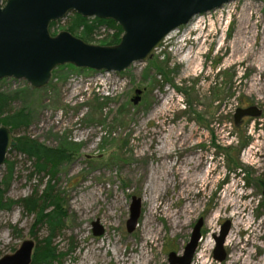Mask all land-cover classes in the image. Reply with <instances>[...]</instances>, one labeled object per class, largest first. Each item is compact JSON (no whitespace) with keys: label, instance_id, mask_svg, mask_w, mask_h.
I'll return each mask as SVG.
<instances>
[{"label":"rangeland","instance_id":"obj_1","mask_svg":"<svg viewBox=\"0 0 264 264\" xmlns=\"http://www.w3.org/2000/svg\"><path fill=\"white\" fill-rule=\"evenodd\" d=\"M69 21H58L51 33L67 31ZM110 34L100 29L93 44ZM135 90L142 92L137 105ZM0 92L16 97L12 110L31 112L28 130L14 136L26 134L72 156L54 185L65 216L51 239V264H140L148 257V264H168L170 253L182 254L198 219L201 239L191 264H264V0H236L194 17L152 59L124 72L64 65L44 89L4 79ZM250 106L261 115L235 126V110ZM6 159L16 163L8 199L44 189L47 178L31 177L23 156L8 152ZM182 163L188 175L213 171L200 182H181ZM3 174L4 167L0 181ZM133 197L141 211L128 233ZM152 197L158 202L150 215ZM34 219L21 207L0 213V258L25 240L36 246L46 238V227L32 229ZM96 221L100 236L92 233ZM225 221L231 240L219 263L214 236Z\"/></svg>","mask_w":264,"mask_h":264},{"label":"water","instance_id":"obj_2","mask_svg":"<svg viewBox=\"0 0 264 264\" xmlns=\"http://www.w3.org/2000/svg\"><path fill=\"white\" fill-rule=\"evenodd\" d=\"M236 0H0V80H24L30 90L44 89L53 71L64 65L95 72L121 73L133 63L152 59L169 34L187 25L194 17L222 8ZM75 13L83 18L111 20L122 30L114 46L84 42L67 31L52 35L51 23ZM135 90L133 105L140 101ZM256 106L238 108L233 114L235 126L243 118H257ZM16 146L11 130L0 125V170L7 153ZM1 189V184H0ZM264 200V187L262 188ZM141 211V200L133 197L126 222L128 233L135 230ZM203 220L198 219L181 255L170 253L168 264H191L201 239ZM230 221H225L214 236L213 258L226 259L225 239ZM92 233L100 236L102 227L92 223ZM35 244L23 241L13 254L0 258V264H31Z\"/></svg>","mask_w":264,"mask_h":264},{"label":"trees","instance_id":"obj_3","mask_svg":"<svg viewBox=\"0 0 264 264\" xmlns=\"http://www.w3.org/2000/svg\"><path fill=\"white\" fill-rule=\"evenodd\" d=\"M68 19L70 21L67 23V32L86 43L93 44L95 41L94 36L102 28L111 31V34L104 37L98 45L114 46L120 41L122 30L111 20L86 19L75 13L70 14ZM57 24L58 22L51 23L50 31L55 30ZM15 100L14 95L0 92V125L8 127L13 135L19 132L25 133L32 120L31 112L25 109H11V105ZM14 139L16 146L9 152H15L30 162L32 167L31 177L36 175L41 179L47 178V180L44 189L40 192L34 189L32 194L26 198L8 199L5 194L14 179L16 163L6 159L3 166L4 174L0 181V213L10 212L14 207H21L26 213L33 214L35 219L32 229L38 230L46 227L48 235L35 246L31 264H51L52 260L55 259V250L51 239L56 231L61 230L65 216L60 204L61 199L54 191V185L57 181L59 167L63 163L69 162L72 156L66 149L49 148L26 134L14 136Z\"/></svg>","mask_w":264,"mask_h":264},{"label":"bare ground","instance_id":"obj_4","mask_svg":"<svg viewBox=\"0 0 264 264\" xmlns=\"http://www.w3.org/2000/svg\"><path fill=\"white\" fill-rule=\"evenodd\" d=\"M188 57V56H187ZM188 59H190V58H188ZM169 139V138H168ZM167 146H169V145H167ZM161 152H162V150H161ZM260 152V151H259ZM195 158H193V159H191V162H193L194 164H195V166H194V168H193V171H195L196 170V168H197V166H198V162H195ZM178 164V163H177ZM186 166L187 165H185V163H182L181 164V168L178 170L179 171V174L181 175V182L182 181H187V182H191L192 184L193 183H197V182H200L201 180H202V178L200 177V176H202L203 177V175L205 176V175H207V174H209V173H211L213 170L211 169V168H208L206 171H204V170H201L200 172H198L197 173V175H194V176H192V175H188L187 174V171H186ZM172 167H174V166H172ZM167 169H169L170 170V168H171V166H169L168 165V167H166ZM175 168V167H174ZM166 170V169H165ZM181 171V172H180ZM169 172V171H168ZM166 174H167V172H166ZM168 175V174H167ZM166 176V175H165ZM169 176V175H168ZM169 178V177H168ZM159 189V188H158ZM151 193H153V192H151ZM153 195V194H152ZM156 198H157V196H156ZM150 201V206H149V211L151 212V214L150 215H152V214H154L153 213V211L155 210V203H156V201L157 200H155V198L154 197H152L151 198V200H149ZM158 202V201H157ZM227 202V201H226ZM225 202V203H226ZM224 203V204H225ZM161 204V203H160ZM228 204V206L230 205V206H233V205H235V202H231L230 204L229 203H227ZM109 207V206H108ZM158 207V206H157ZM190 208L191 207H188L187 209H186V211H184L182 214H186V213H189V211H190ZM166 209L164 208L163 209V211H165ZM177 214V213H176ZM235 215V214H234ZM149 216V215H148ZM152 217V216H151ZM174 217H175V215L174 216H172L171 218L172 219H174ZM177 219V218H176ZM176 221V220H175ZM148 222V221H147ZM171 225H173V226H175V228L176 227H178V225H177V223H175L174 221H173V224H171ZM145 233H146V231H145ZM144 235V234H143ZM146 235V234H145ZM144 235V236H145ZM227 239V241H226V243H224V244H228L227 242H228V239H229V235H228V237L226 238ZM229 240H231V239H229ZM234 241V240H233ZM116 245V244H115ZM115 249V248H114ZM117 251V250H116ZM115 251V253H117L116 254V256L119 258L120 257V255H118L119 253H118V251L116 252ZM148 253V252H147ZM142 256V255H141ZM123 257V256H122ZM130 257V256H129ZM139 258V257H138ZM143 258V257H142ZM147 258V257H146ZM144 259V258H143ZM204 259V258H203ZM126 260V259H125ZM128 260V259H127ZM119 261H121L120 260V258L118 259V262ZM139 261V260H138ZM149 261H150V259H149V257L147 258V259H145V261L143 262V263H140V264H148L149 263ZM202 261V260H201ZM117 262V261H116ZM264 262V261H263ZM139 263V262H138Z\"/></svg>","mask_w":264,"mask_h":264},{"label":"flooded vegetation","instance_id":"obj_5","mask_svg":"<svg viewBox=\"0 0 264 264\" xmlns=\"http://www.w3.org/2000/svg\"><path fill=\"white\" fill-rule=\"evenodd\" d=\"M6 3V0H1V5L4 6V4ZM201 233V232H200ZM200 242V241H199ZM198 247V246H197ZM35 249V247H34ZM34 252V251H33ZM179 256V255H178ZM227 256V255H226ZM32 257H33V254H32Z\"/></svg>","mask_w":264,"mask_h":264}]
</instances>
